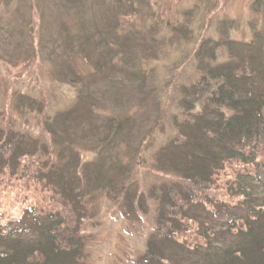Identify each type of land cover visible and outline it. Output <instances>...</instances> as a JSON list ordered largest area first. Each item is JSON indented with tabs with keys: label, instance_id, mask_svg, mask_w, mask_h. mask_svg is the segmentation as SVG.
<instances>
[{
	"label": "trees",
	"instance_id": "1",
	"mask_svg": "<svg viewBox=\"0 0 264 264\" xmlns=\"http://www.w3.org/2000/svg\"><path fill=\"white\" fill-rule=\"evenodd\" d=\"M251 7L263 14L264 23V0H252ZM167 22L170 32L186 35L181 24ZM115 26L113 23L109 28ZM107 31L97 40L85 35L79 44L93 42L91 47L79 46L77 50L91 58L98 47L105 46L98 52L101 61L93 60L94 68L102 73L106 61L130 48L128 38L114 47ZM200 45L205 46L203 52L198 49L197 61L191 65L183 56L163 65L164 76L170 70L175 79L161 81V100L177 105L181 119L171 121L176 133L156 154L158 166L151 167L161 180L159 188L149 194L130 195V175L120 163L114 165L115 175L108 177L99 169L92 175L88 170L84 173L88 179L95 175L105 193L121 197L128 205L123 214L143 212L150 197L156 201L155 228L135 264H264V39L258 32L247 42L225 37L206 39ZM222 49L226 56L219 58ZM58 72H63L60 77L50 74L57 82H81L69 109L43 115V104L31 101L27 106L34 110V116L43 117L36 135L7 122L0 125V177L21 182V187L27 177L45 200L21 207L20 217H10L9 221H3L0 213V264H84L80 249L84 208L68 197L78 190L73 173L81 161L75 128L86 127L93 137L100 133L106 148L130 126L127 116L93 117L94 110L102 112L104 105L96 103L79 75L66 69ZM112 73L119 76L110 68L107 75ZM184 78L186 83L180 81ZM137 80L139 91L148 93L142 76ZM179 81L182 85L177 86ZM20 103L24 104L21 99ZM161 114L162 108L154 123ZM85 120L92 126H83ZM150 129L140 139V149ZM169 149L172 151L166 153ZM46 152L51 157L41 158ZM57 154L64 157L59 168ZM84 165L83 169L89 166L87 162ZM47 192L61 199L66 208L53 204ZM214 219L222 222L220 228H215Z\"/></svg>",
	"mask_w": 264,
	"mask_h": 264
},
{
	"label": "rangeland",
	"instance_id": "2",
	"mask_svg": "<svg viewBox=\"0 0 264 264\" xmlns=\"http://www.w3.org/2000/svg\"><path fill=\"white\" fill-rule=\"evenodd\" d=\"M251 2L0 0V125L4 126L7 122L9 126L26 129L36 135L41 129L40 120L43 117L34 116V110L27 106L31 101L43 104V115L61 108L69 109L75 103L81 82H57L51 75L60 77L63 72H58L59 69L79 75L84 82L82 86L88 87L87 92L94 96L96 103L104 105L102 112L94 110L93 117L101 120L103 115L117 114L129 119L130 126L106 148L99 139L100 133L93 137L88 128H75V147L79 150L81 161L73 171V181L76 183L78 179V190L68 197L77 200L84 208L80 248L84 264L138 262L149 234L155 228L156 205V201L148 195L150 199L143 205V212L136 210L123 214L122 210L127 209L128 205H124L121 197L115 192L105 193L102 185L95 182V175L88 179L84 173L88 170V174L92 175L95 173L93 170L99 169L108 177L115 175L114 165L120 163L130 175V195L144 191L149 194L151 189L159 188L161 180L152 173L151 167L158 166L156 154L176 133L171 121L181 119L177 105L161 100V81L165 77L168 81L175 79L170 70L164 76L163 65L181 56L188 57V65L196 62V52L198 49L203 52L205 47L200 45V41L206 39L218 41L226 37L235 42H247L258 32L264 39L263 14L254 12ZM168 20L175 26L181 24L186 29V35L170 32V28H166ZM113 23L116 26L112 30L109 27ZM106 31L114 40V47L128 38L130 48L125 46V52H118L111 62L106 61L102 73L94 68L93 60L101 61L98 52H103L105 46L98 47L99 51L92 53L91 58L77 50L79 46L91 47L93 42L79 44L85 35L97 40L107 35ZM222 50L223 53L216 51L220 54L219 58L226 56L225 49ZM110 68L119 76L114 73L108 76ZM139 76L145 80L144 89L149 90L148 93L139 91ZM180 81L187 82L186 78ZM180 85L182 83L177 86ZM167 89L170 96L171 90L169 87ZM161 108L162 114L154 123L153 119ZM89 124V121L83 122V126ZM93 125H96L94 120ZM148 128H151L150 136L140 149V139ZM45 140L51 148L50 141ZM92 147L97 149L92 151ZM101 156L100 162L98 158ZM50 157L48 152L41 155V158ZM55 158L56 167H61L64 157L61 159L57 154ZM86 162L89 166L83 169ZM65 174L69 176L67 172ZM20 184L14 183L13 179L5 181L0 177V213L3 214V221H9L10 217L19 218L21 207L27 204L45 203L42 192L29 185L27 177L22 187ZM47 194L51 196L53 204L66 208L61 199L58 201L54 194ZM214 221L215 228H220L219 223L222 222L218 219ZM21 224L22 221L18 225Z\"/></svg>",
	"mask_w": 264,
	"mask_h": 264
}]
</instances>
